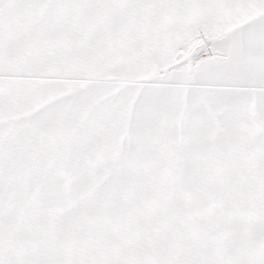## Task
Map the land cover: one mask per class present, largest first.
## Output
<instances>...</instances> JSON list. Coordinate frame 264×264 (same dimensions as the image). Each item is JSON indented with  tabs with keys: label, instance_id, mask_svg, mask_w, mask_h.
<instances>
[{
	"label": "snow or ice",
	"instance_id": "1",
	"mask_svg": "<svg viewBox=\"0 0 264 264\" xmlns=\"http://www.w3.org/2000/svg\"><path fill=\"white\" fill-rule=\"evenodd\" d=\"M0 264H264V0H0Z\"/></svg>",
	"mask_w": 264,
	"mask_h": 264
}]
</instances>
